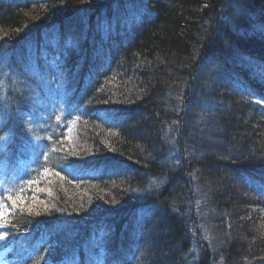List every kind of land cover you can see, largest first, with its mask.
Masks as SVG:
<instances>
[{
	"label": "bare ground",
	"instance_id": "6f19581e",
	"mask_svg": "<svg viewBox=\"0 0 264 264\" xmlns=\"http://www.w3.org/2000/svg\"><path fill=\"white\" fill-rule=\"evenodd\" d=\"M63 1L67 0H18L15 1L14 5L16 6H13L10 12L7 9L6 11L1 10V12L8 20L16 18L19 10L20 15L30 18L33 14L43 12L47 8H57V5L53 3ZM93 1L74 0L77 3L73 8L75 12L66 20L61 19L60 22L47 16L44 19L39 17V20L42 21H38V26L34 27L33 30L25 31L23 29L10 36L5 34L3 30L0 31V84L6 86V83H2L3 80L14 81L13 85L16 88L21 86L26 92H31L36 96V103L39 107L38 117L29 121L19 113L17 99L12 94L10 99V94H7L4 88H0V121H3L0 136L4 134L3 131L6 129L14 131L19 137H24L29 129L50 132L46 140L43 141L44 145L47 146L48 154L35 153L37 163L23 160V169H12L11 175L13 178L28 177L29 171H36L38 173L32 177L34 181L35 179H44L49 173L52 175L53 182L62 180V187L66 190V195L74 197L73 201L75 202L77 197L81 195L79 192L89 191L90 188L88 189L87 185L107 184L114 172H111L112 168L120 165V160L110 154H100L99 156L91 153V161L83 162L74 159L70 164H67L54 153V144L66 147L70 140L68 131L79 122L84 121V126L88 125L89 117L96 119L99 128L104 131L105 135L116 137L119 136L118 132L126 131L120 130L118 124L111 123L112 120L106 124L103 123V115L104 117L117 118V115L112 113V109H108L103 115L94 112L99 105L102 92L110 84L115 85L120 80L124 83L125 77H121L119 72H116L114 63L110 65L96 59L89 60L84 57V54L81 55L83 57L82 63L71 65L78 74V77L72 76L71 72L66 69L68 66L65 60L74 58L72 51L85 52L86 46L85 37H74V30L70 31V29H73L77 23V25L84 27L82 29L85 32H94L96 24L93 18H96L95 21L108 46V53L105 58L113 62L115 57H118L131 44H134L132 41L144 39L143 37L154 28L153 26L158 23L163 15V12L160 11L161 6L170 10L175 4L173 0H101L96 1V3ZM103 4L105 5L103 6ZM4 5L5 1L0 0V9ZM205 9L207 13H210V16L201 22L202 24L207 21L201 25L199 36L195 39V47L197 48L186 49L185 55L187 56L183 62L185 66L183 68V83L177 85L176 90L181 93L183 90L189 89V94L194 93L197 101L206 102L208 109L211 110L214 101L208 100L209 93L206 91V85L207 82H215L220 91L223 89L232 90L236 95L234 101L240 104L246 113L255 117L259 125L258 128L264 131V78L256 71L259 67L264 66V24H259V29L254 26V24L264 21L262 0H257L254 3L247 0H223L209 3ZM214 15L220 17L218 23L215 21ZM245 24H249L252 29L246 32L240 31V28L242 29ZM125 25L128 26L134 36L116 42ZM239 31L240 34L238 35ZM10 32L12 31L10 30ZM91 34L96 36V33ZM201 35L203 37L200 41ZM228 35H231L232 39L229 40L225 48L228 51L242 49V51H238L243 57L241 63L227 58L229 56L225 55L224 47L223 50H215V46L212 48L210 42L206 43L207 38L214 43L215 41L223 43V39ZM137 47L132 48L136 49ZM132 48L130 50H134ZM36 49L39 50L41 56L35 53ZM208 50L209 52H207ZM244 64H246L245 69H243ZM88 66L91 69H87ZM204 69H209L207 71L210 72L209 74L217 73L219 75L227 70L229 78L226 80L224 77H220L218 80H210L205 75ZM95 73L96 79L93 81ZM240 74L242 76L241 82L238 80ZM126 80L132 81L138 89L145 86L134 75L126 77ZM259 86L261 87L257 89ZM151 87L153 90L154 84ZM100 88L102 90H99ZM201 89H203V93H201ZM154 91L149 94L151 100H154L157 95ZM170 112L171 109L169 108L165 111L166 114ZM133 113L135 116H140L142 111L134 110ZM181 116L193 121L202 119L207 124L219 120L215 116L208 117L205 111L196 112L193 106H186L182 110ZM221 119L224 121L223 118ZM225 121L233 130L230 131L231 134H238L228 142L231 143L229 152L220 153L216 145V137H214L212 142L202 143L209 146V152L213 153V157L212 154L204 150L193 149L191 154L183 155L185 162L176 161L178 163H172L173 158H163L162 167L171 168L173 172H170L178 175L174 178L173 184L167 183L168 191L164 190L165 185L163 183L155 184L150 188L151 191L142 194H140L141 191H137L136 183L128 182L123 185L119 192V198L122 199L125 194L124 197H130L133 200V206L123 210L124 204L118 203L110 212L116 219L114 232L117 235L122 233L126 235V239L119 241V243L121 245L125 244V241L130 244L134 243L133 246L130 245L131 248H127V252L133 255V259L129 255L126 256L131 264L142 263V260L139 259L143 251L140 246H151L148 243L151 234L164 235L160 225L163 222L168 223V221L172 222L181 234L175 237L177 256L170 257L167 255L166 249H162L161 257L153 258L162 264H202L203 262L217 264L215 259L217 251L223 250L225 252L227 248L231 252L234 251L230 254L236 257V264H264V259L254 263L257 259L264 258V251L259 248L261 241H263L262 235L253 236L254 228L261 227L264 231V208L260 204V202L264 203V155L260 154V159H254L238 153L234 144L239 140L242 141L246 132L251 130L246 125H233L226 118ZM110 123L111 125H108ZM207 124L205 125L207 126L206 131L213 129ZM182 125L186 129L184 131L186 138L193 135L190 140L195 139L194 134L196 132L193 131H201L198 128H192L191 122L189 127L185 124ZM215 129L220 133L226 131L218 125ZM109 131L118 132L110 133ZM120 138L123 139L122 134ZM224 140L227 141L225 138ZM238 149L241 150V148ZM61 150L59 147V154ZM260 160V163H255ZM148 161L147 157L138 155L136 162L139 167H137L136 172L145 174L149 168L146 169L144 165L140 164ZM221 162H225V165L218 166L217 163ZM209 164H215L221 171H229V177L234 181H227L225 183L227 186L218 188L220 187L219 184L211 178L212 180H208L207 184H212L216 189H212V192L204 191L205 179H209ZM126 167L130 168L129 165ZM244 171L248 176L245 180L251 182L253 190L248 189L241 182L244 179ZM158 176L152 181H161ZM236 183L250 194V202L247 196H243V203H241L227 193L220 191V189L232 188L233 193L236 194ZM24 189L33 194L31 186L24 185ZM217 191L219 192L217 193ZM115 192L109 187H103L102 192H100V200L103 202L102 195L113 196L112 193ZM136 194L140 195L139 202ZM249 206L254 208L253 221H250L249 215L243 214L244 209ZM66 217L68 221L69 219L74 222L77 220L75 214L68 213ZM96 218L84 222L94 223ZM59 223L62 222L56 221L50 229L55 230ZM236 224L251 227V230L247 231L248 235L236 231ZM204 233L210 234L209 236L215 235L218 240L208 238ZM160 237L162 236L156 238ZM253 239L254 242L252 243ZM51 241L53 250L66 254L65 258L70 260V264H85L72 256V253L80 248V240H75L66 251L55 241ZM29 244L40 253L43 250L44 255L45 251L49 252V249L46 248L48 244L44 242L45 251L37 243L31 242ZM110 253L112 256H116L115 253Z\"/></svg>",
	"mask_w": 264,
	"mask_h": 264
},
{
	"label": "trees",
	"instance_id": "16d2710c",
	"mask_svg": "<svg viewBox=\"0 0 264 264\" xmlns=\"http://www.w3.org/2000/svg\"><path fill=\"white\" fill-rule=\"evenodd\" d=\"M4 1L5 5L0 9V31L3 30L9 36L23 29L25 31L33 30L42 21L41 19L39 20V17L44 19L47 16L59 22L61 19L66 20L67 17L75 12L73 8L77 5L74 0L53 3L57 5V8H47L43 12L33 14L30 18L20 15L19 10L16 18L8 20L1 10L6 11L7 9L10 12L13 6H16L14 5L15 1L18 0ZM96 1L101 0L93 2L96 3ZM173 1H175V4L170 10L163 6L160 7L163 15L158 23L153 26L154 28L143 37L144 39L132 41L134 44H131L118 57H115L113 62L105 58L108 53V46L97 22H95L96 18H93L96 24L94 32H85L82 29L84 27L77 25V23H75L76 26L73 29H70V31L74 30V37H85L84 43L86 46L85 52L72 51L74 58L65 60L68 66L66 69L71 72L72 76L78 77V74L71 65L82 63L78 57L84 54V57L89 60L96 59L110 65L114 63L116 72L118 71L121 77H125L124 83L120 82V80L115 85L110 84L102 92L99 105L94 112L103 115L108 109H112V113H115L117 118L104 117L103 115V123L106 124L112 120L111 123L118 124L120 130L124 129L126 131H109L110 133L118 132L119 136L116 137L105 135L104 131L99 128L96 119L89 117L88 125L84 126V121L79 122L68 131L70 140L66 147L54 144V153L67 164H70L74 159H79L83 162L91 161V153L99 156L100 154L114 156V158L120 160V165L112 168L111 172H114L107 184L95 183L87 185L88 189L90 188L89 191L79 192V195L81 194L82 196L77 197L75 202L73 201L74 197L66 195V190L62 187V180L59 182L55 181L57 183L53 182L52 175L49 173L44 179H35L34 181L32 177L38 173L36 171H29L28 177L13 178L11 175L13 173L12 169H23V160L37 163L38 160L35 158V153L48 152L47 146L44 145L43 141L46 140L50 132L29 129L27 130L30 131L29 134L19 137L10 129L3 131L4 134L0 136V249L5 248L7 263L70 264V260L65 258L66 254L53 250L51 240L55 241L66 251L78 239L81 241V246L72 253V256L80 259L85 264H131L126 256L129 255L133 259V255L127 252V248H131L134 243L130 244L126 241L122 245L119 243V241L126 239V235L123 233L117 235L114 232L116 219L110 212L118 203L124 204L123 210L133 206V200L130 197H124L125 194L123 195V200L119 198V192L122 190L123 185L128 182L136 183V187L138 186L137 191H141L140 194H142L146 191H151L150 188L155 184L163 183L165 185L164 190L168 191L167 183L173 184L174 178L178 175L176 173L173 174V170L170 167V169L162 167L161 163L164 161V157H171L173 158L172 163H178L176 161L185 162L183 155L191 154L193 149L210 153L209 146L204 144L212 142L214 137H216L215 141L220 153L229 152L231 143L228 142L238 134H231L230 131L233 130L226 124L225 118L233 125H246L251 130L246 132V136L245 138L242 137V141L239 140L234 144V148L236 147L235 150L238 153L254 159H260V154L264 155V131L258 128L259 125L256 118L246 113L245 109L234 101L236 95L232 90L223 89L220 91L215 82H207L208 100L214 101L211 110L208 109L206 102H198L194 93L189 94V89L187 91L183 90L181 93L176 90V86L183 83V68L185 67L183 62L186 60L185 56H187L185 55L186 49L197 48L195 47V39L199 36L201 25L207 23V21L202 24L201 22L210 16L205 7L209 3L223 0ZM247 1L254 3L257 0ZM262 4L264 6V0H262ZM214 17L218 23L220 17L216 15ZM259 24H264V21L254 24L256 29L260 28L258 27ZM249 29H252V27L249 24H245L242 29L240 28V31L246 32ZM240 31L237 33L238 35ZM91 33H96V36ZM131 36L133 37L134 34L125 25L116 42ZM202 37L203 35L199 37L200 41ZM231 39V35H228L223 39V43L216 41L214 43L207 38L206 43L210 42L212 48L215 46V50H223V47L225 48ZM134 45L138 47L136 49L132 48L135 47ZM130 48L134 50H130ZM225 51V55L229 56L227 58L232 59V61H240V63L243 61L242 54L238 52L242 51V49L228 51L225 48ZM35 53L41 56L38 49L35 50ZM245 68L246 64L243 65V69ZM87 69L91 68L88 66ZM203 71L210 80H218L220 77H224L226 80L229 78L227 70H224L220 75L217 73L209 74L210 72H207L209 69H204ZM194 74H196V71H194ZM130 75L136 76L137 80L146 87L136 88L132 81L126 80V77ZM95 79L96 73L93 75V81ZM238 80L241 82V74ZM13 82L3 80L2 83H6V86L0 84V88H4L6 93L10 94V99L12 95L17 99L20 114L29 119V121L36 119L39 115L36 96L31 92H26L21 86L16 88ZM153 84L154 89L152 90L151 86ZM155 89L156 91H154ZM99 90H102V88ZM153 91L157 95L154 100H151L149 94ZM201 93H203V89H201ZM186 106H193V109L198 113L205 111L208 117L215 116L219 120L207 124L202 119L193 121L181 116V112ZM167 108L171 109L168 114L165 113ZM134 110H137V112L141 110L142 113L140 116H135ZM126 117L128 119H125ZM129 119L131 121H128ZM190 122L192 128L201 130L193 131L196 132L194 140H190L193 135L186 138L184 134L186 129L182 124L189 127ZM111 123L108 125H111ZM206 124L213 129L206 131ZM216 125L226 129V131L221 133L216 131ZM0 128H3V121H0ZM121 134L123 139L120 138ZM32 135L37 136L31 140ZM59 147L62 149L60 154ZM238 148H241V150ZM32 150L33 152L31 153ZM210 154L213 157V153L211 152ZM138 155L147 157L149 160L140 164L144 165L146 169L149 168L145 174L136 172L137 167H139L136 162ZM260 162L261 160L255 163ZM127 165L130 168H127ZM217 165L223 166L225 162L217 163ZM208 174L209 179H205L204 186L202 185L204 191L212 192V189H216L212 184H207L208 180L214 179L220 186L218 188L227 186L225 184L227 181H234L229 177V171H221L215 164H209ZM243 175L244 179L241 182L248 189L253 190L251 182L245 180L248 177L246 171L243 172ZM156 176L160 177L161 181H152ZM24 185L31 186L33 194L25 190ZM103 187H109L116 192L112 193L113 196L102 195V202L100 200V192H102ZM220 191L227 193L241 203H243V196H247L250 202V194L243 187H239L237 183L235 187L236 194L233 193L232 188L220 189ZM136 195L139 202L140 195ZM260 204L264 208V203L260 202ZM252 206L244 209L243 212L244 215L250 216V221H253L255 214L254 206ZM66 213L75 214L77 220L74 222L69 219L68 221ZM95 217L97 218L94 223L84 222ZM56 221H61L62 223H59L55 230L50 229ZM160 227L163 228L162 233L164 235L151 234L148 242L151 246H140V249L143 250L141 253L142 258L139 257L142 260L141 264H162L153 259L161 257L162 249H166V253L170 257L177 256V252H175V248H177L175 237H178L181 232L170 221L161 223ZM250 230L251 227L236 224V231L239 233L248 235L247 231ZM204 235L218 240L215 235L209 236L210 234L207 233H204ZM256 235H262L263 241H261L259 248L264 251V231L261 227L254 228L253 236ZM158 236L162 237L156 238ZM31 242L39 244L44 251L43 242L48 244L46 248L49 249V252L45 251L44 255L42 250L40 253L37 249L30 246L29 243ZM253 242L254 239L252 240ZM110 252L115 253L116 256H112ZM233 252L229 251L228 248L225 252L223 250L217 251L215 258L217 264H236V257L230 254ZM263 259L261 257L254 263H258ZM202 264L207 263L203 262Z\"/></svg>",
	"mask_w": 264,
	"mask_h": 264
},
{
	"label": "snow or ice",
	"instance_id": "6c2138e0",
	"mask_svg": "<svg viewBox=\"0 0 264 264\" xmlns=\"http://www.w3.org/2000/svg\"><path fill=\"white\" fill-rule=\"evenodd\" d=\"M256 71L260 74L262 78H264V66L259 67Z\"/></svg>",
	"mask_w": 264,
	"mask_h": 264
},
{
	"label": "rangeland",
	"instance_id": "374dc122",
	"mask_svg": "<svg viewBox=\"0 0 264 264\" xmlns=\"http://www.w3.org/2000/svg\"><path fill=\"white\" fill-rule=\"evenodd\" d=\"M76 22V21H75ZM82 43V42H81ZM78 59L81 61V62H83V57L81 56V57H78ZM77 147V146H76ZM0 264H3V262H2V259L0 258Z\"/></svg>",
	"mask_w": 264,
	"mask_h": 264
}]
</instances>
